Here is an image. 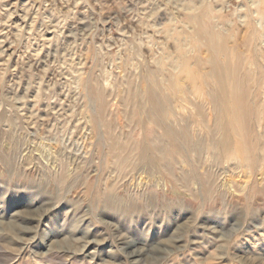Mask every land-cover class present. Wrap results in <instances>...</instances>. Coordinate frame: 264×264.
Masks as SVG:
<instances>
[{
  "label": "rangeland",
  "instance_id": "374dc122",
  "mask_svg": "<svg viewBox=\"0 0 264 264\" xmlns=\"http://www.w3.org/2000/svg\"><path fill=\"white\" fill-rule=\"evenodd\" d=\"M252 1L0 0V264H264Z\"/></svg>",
  "mask_w": 264,
  "mask_h": 264
},
{
  "label": "bare ground",
  "instance_id": "6f19581e",
  "mask_svg": "<svg viewBox=\"0 0 264 264\" xmlns=\"http://www.w3.org/2000/svg\"><path fill=\"white\" fill-rule=\"evenodd\" d=\"M252 3H253V5H255V6H257V9L255 10V12L257 13V15H258V17H261V18H264V0H253L252 1ZM252 12V11H251ZM261 25H263L264 26V23H261ZM201 32H208V33H210L211 32V29L210 28H208V27H206V26H202L200 29H199ZM249 45V44H248ZM255 45V44H254ZM253 46V45H252ZM224 49V48H223ZM167 54V53H166ZM186 54V53H185ZM191 56V55H190ZM242 57V56H241ZM181 59H180V61H181V66L182 67H188L189 65H190V63H189V60H188V58H185L184 56H181L180 57ZM261 65V64H260ZM193 70V69H192ZM190 71V70H189ZM219 71V70H218ZM223 71V70H222ZM211 75H213L214 73L212 72V73H210ZM211 75H209V79L211 78V79H213L214 81H215V83L216 84H218V85H222L223 83H224V81H223V77H222V75H220V73H217V74H214L213 76H215V78L213 77V76H211ZM217 75V76H216ZM188 77H191V79H195V74L193 75V73L191 72H189V74L187 75ZM196 78H198V77H196ZM205 79H207V76H205ZM173 85V84H172ZM179 88H180V86H179ZM181 89V88H180ZM205 90V89H204ZM204 92H206V91H204ZM220 92L222 93V94H227V93H232V92H236V91H231L230 89H226L225 87H222V88H220ZM239 93V92H238ZM213 99V98H212ZM229 100V99H228ZM217 101V100H216ZM236 107H238V106H236ZM258 109V108H257ZM237 112H239V108H237V110H236V113H235V115L236 114H238ZM242 122H243V119L241 118V117H238V115H236V120H235V122H234V127L236 128V130H237V133L238 134H241L240 133V131L238 132V126L240 125V124H242ZM246 125V124H245ZM264 125V124H263ZM237 134V135H238ZM240 137H241V140H239V142H241L242 143V145L243 146H241V148L240 149H243V151H244V153L246 154V151H245V149H247V147H248V149L249 148H251V147H249V142L246 140V138L243 136V134H241L240 135ZM245 148V149H244ZM250 150V149H249ZM248 150V151H249ZM241 151V150H240ZM241 153V152H240ZM243 153V152H242ZM248 157V156H247Z\"/></svg>",
  "mask_w": 264,
  "mask_h": 264
}]
</instances>
